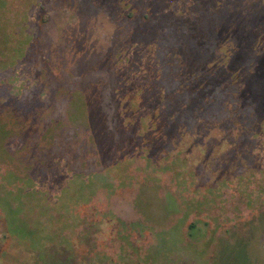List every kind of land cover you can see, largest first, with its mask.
Segmentation results:
<instances>
[{"label":"rangeland","instance_id":"obj_1","mask_svg":"<svg viewBox=\"0 0 264 264\" xmlns=\"http://www.w3.org/2000/svg\"><path fill=\"white\" fill-rule=\"evenodd\" d=\"M240 74L264 0H0V264H264Z\"/></svg>","mask_w":264,"mask_h":264},{"label":"trees","instance_id":"obj_2","mask_svg":"<svg viewBox=\"0 0 264 264\" xmlns=\"http://www.w3.org/2000/svg\"><path fill=\"white\" fill-rule=\"evenodd\" d=\"M143 80H144V78H139V82L137 83V87L139 85L142 86V82H144ZM232 84H236L238 87V90H236L234 92V93H236V95H238L239 97L242 96V100H244V101H249V100L257 101V107H256L257 111L261 112L260 105H261L262 98L264 95V79L259 78L256 81V78L248 79L247 77H245V75L241 76V74H240V75H237L235 81H234V79L230 80V85H232ZM137 87H135V88H137ZM138 88H141V87H138ZM251 93H253L252 94L253 96L251 95ZM138 94L139 93H135V94L133 93L132 96H136ZM254 95H258V97H254ZM149 103L150 102H146L145 105L148 107ZM119 112H120V115L123 116V114H124V115H126V117L131 114L130 112L126 111L125 107L121 108L119 110Z\"/></svg>","mask_w":264,"mask_h":264}]
</instances>
